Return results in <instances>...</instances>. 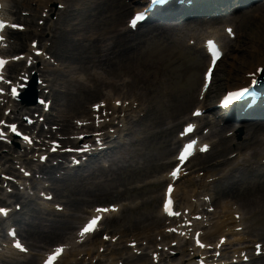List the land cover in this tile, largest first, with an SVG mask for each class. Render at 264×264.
<instances>
[{"label":"rangeland","instance_id":"1","mask_svg":"<svg viewBox=\"0 0 264 264\" xmlns=\"http://www.w3.org/2000/svg\"><path fill=\"white\" fill-rule=\"evenodd\" d=\"M75 3L74 1L73 4ZM117 4L118 0H106L103 5L97 8L98 21L91 28V31L99 36V46H103L109 37H112L114 28L123 24L129 14H121ZM250 16L251 14L232 17L229 21L231 23H236V29L240 33L239 35L250 31L249 29L253 25ZM261 28L264 29V24L260 25L254 32L256 34V36H253L255 39L262 37ZM153 33L150 27L142 28L137 34L138 38L136 42L132 44L127 43V45L125 42H122L120 44V49L128 48L130 55L126 58L120 56L118 59L112 61L109 65L112 69L110 72L102 67V64L99 68L96 67V65L91 66V68L98 70V72L108 80L121 82L135 78L136 83V80L138 82V77L136 78L134 74H132V69L141 80L138 87L145 103L146 112L143 113L138 123V129L143 140L140 143L141 155L135 157L134 163H144L142 154L147 155L152 163H147L144 168L145 170L138 171V175H132L127 181L128 184L123 183L125 186H130V188L138 184L143 186L142 189L138 187V190L134 193L129 192L130 196L128 197L130 200L137 203H146L140 208V211L129 216L131 221L137 218L139 219L140 215H142V217L144 215L149 216L151 215L150 213L153 215L155 211L157 212L158 204L155 208V204L151 203V199L159 195V190L161 189L157 188L158 186H147L146 181L161 170L160 168L157 170L156 166L163 162L166 156L172 155V151L170 153H167V151L168 149L172 150L174 148L173 146L168 148L167 145L170 144L171 139L174 138L175 133L179 129V119L186 116L193 107L192 104H189V100L198 93L203 70L200 57L195 49L194 51L190 50L183 41H177V43H175L169 35L155 37L156 33ZM159 33L161 32L159 31ZM249 37H251V35ZM252 46H247V48L251 50ZM237 52L238 51H233L230 53L229 58H227L228 63H226V60L224 61L218 75V80L223 78L227 73L229 64H234L233 57L237 58L236 64L234 65L235 68L244 64L242 62L250 61L247 56H245L247 55L245 52ZM71 67L74 69L75 75H80L82 73L76 64H71ZM239 69L243 71L246 67L242 66ZM224 86V82L220 80L217 82L215 90L221 87L224 88ZM64 97L65 96L62 95L60 98ZM68 97L71 98L72 101L68 104V107L65 108L66 113H76L74 111L75 108L79 110V107H88L89 105L82 99L84 94L79 95L73 93V95ZM68 97H65V99L68 100ZM211 158L212 157L197 158L192 164L199 167L201 169L200 172L207 175V169L203 167V164L208 162ZM240 173L242 177L248 176L242 171H238L234 176L238 178ZM228 182L229 181H226V183ZM251 195L252 193H249L247 198ZM223 200H219L218 204H222ZM227 202L231 201L227 200ZM236 203L240 211L242 209L244 213L248 214L249 212L252 213V210L257 209V206H260L256 204L255 200L252 201V206L248 208L243 206L241 200L236 201ZM261 204L264 207L263 197ZM250 216L251 214L247 215V217ZM256 219H263L261 221L263 222L264 214L262 216H256ZM253 223L254 220L249 219L246 224L251 225ZM55 232V234H57L58 231ZM248 232L262 239L261 235L264 234V224L256 226V228H252V230L248 229ZM58 236L59 235H57V237ZM37 239H39V242H42L47 240V237L41 235V237Z\"/></svg>","mask_w":264,"mask_h":264},{"label":"bare ground","instance_id":"2","mask_svg":"<svg viewBox=\"0 0 264 264\" xmlns=\"http://www.w3.org/2000/svg\"><path fill=\"white\" fill-rule=\"evenodd\" d=\"M134 1H137V2H139L140 3V0H134ZM133 1V2H134ZM212 1H214V0H202V1H196V3H194L195 5L192 7V10H191V13H195V12H198L199 10H207L208 12H209V14H214V12H213V10L214 9H224L223 7H226V5H230V2H231V0H216V1H214L213 3H211ZM247 1L248 0H242V4H241V6L244 4V3H247ZM5 2V0H3V3ZM11 2L13 3V5L15 6V7H19V6H24L25 5V2H26V0H11ZM232 2H234V0H232ZM258 2H260V4L256 7V9L258 10V14L256 15V18L257 19H261V20H264V0H259ZM257 2V3H258ZM129 5H131V2H129L127 5H122V7L123 8H126L127 10L129 9ZM182 7V6H181ZM185 8V7H184ZM184 9H181V11H179L178 13L179 14H183V15H185V14H188V13H185L184 11H183ZM80 13L79 14H82V12H83V10H80L79 11ZM218 16H220V15H218ZM170 19V18H169ZM90 21V17L88 16L87 18H85L84 20H82V21H80L79 23L80 24H83V23H85V22H89ZM170 21H171V23H172V25L170 24V25H168V28H177V29H179L180 27H185V25H183V24H181V23H179V22H177L174 18H172V19H170ZM160 24V23H159ZM158 23L156 24V26H158L159 25ZM68 27L69 28H71V30L70 31H68L67 29H65V28H63V29H53V36H52V38L53 37H55V36H57L58 37V40L60 41L61 40V42L59 43V45H60V50L62 51V55L63 56H65V53H66V49H65V47H67V46H69L70 45V43H73V40L77 37V35H73L72 34V32H74V31H80L79 30V28H77V27H75V28H73L72 26H69V24H68ZM81 30H82V28H81ZM51 31H52V29H51ZM73 35V36H72ZM73 37V38H72ZM75 42H77V41H75ZM260 43H258V47L259 48H257L258 49V51H255V50H253L252 51V57H254V59L256 60L257 58H258V61H256L257 62V65H259V66H261L262 64H264V59L263 58H260V55H262L263 53H264V41H259ZM225 48H227V49H230V45H225ZM261 51H263V53L262 54H260V52ZM60 52V51H59ZM55 53H56V51H55ZM60 54H61V52H60ZM203 55H202V59L203 60H206L207 59V56L204 54V53H202ZM61 55V56H62ZM257 57V58H256ZM105 62H107V60H105L103 63H105ZM245 64V63H244ZM253 68L254 67H251L250 68V71H247V72H245L244 74L246 75V74H251V73H254V70H253ZM257 68V67H256ZM235 72V70H232L231 71V73H234ZM229 74H230V72L228 73V77L230 78V76H229ZM245 77H247V75L246 76H243L242 78H240L239 80H238V82H237V87H240L241 86V84H243V83H246L247 82V79L245 78ZM77 81V80H76ZM77 84H79V85H81L82 83H80L79 81H77ZM89 93V92H88ZM138 98H140V94H139V92H138ZM136 100V99H135ZM198 102V101H197ZM102 103H104V106L106 107L105 109H104V111H109V110H113V111H116V106H115V103H116V100H110L109 99V97H107L106 99H104V101L102 102ZM200 103V102H199ZM201 104V103H200ZM131 107L133 106V104H131L130 105ZM129 106V107H130ZM199 107V106H198ZM203 108H205V107H200L199 109H203ZM199 109H197V110H199ZM102 111V110H101ZM101 111L99 112V113H101ZM113 113H115V112H113ZM251 116V113H249V114H246L245 115V117L246 118H248L249 119V117ZM62 117V118H61ZM61 117H59V119H61L60 120V122L62 123V125L60 126V130H61V132H66V131H69V129H71L72 128V126L69 124V123H67V121L64 119V116H61ZM107 117H109V116H107ZM257 117H259V118H261V120H263L264 121V115H262V114H260V116H257ZM251 118V117H250ZM117 120V118H115V116H114V118H113V116L110 118V120H107L106 121V126H112L111 124H114V122ZM199 120H201V119H199ZM247 120V119H246ZM198 121V120H197ZM233 121H234V119L233 120H231L229 123L230 124H232L233 123ZM111 123V124H110ZM120 123H123V120H121V122ZM108 124V125H107ZM94 125V124H93ZM256 126H260L261 127V132L262 131H264V124L263 125H256ZM253 129V128H252ZM82 133H84L83 131H81L79 134H82ZM78 134V135H79ZM248 141V140H247ZM250 141H252V143H253V141H255V138H254V136H251V138H250ZM221 141H219V143H220ZM248 145V144H247ZM3 160V159H2ZM164 166V164H162V167ZM95 175H94V172L93 173H91V175L87 178V179H89V178H92V177H94ZM169 180H168V179ZM164 180L166 181V182H169V181H172L169 177H167V176H165V178H164ZM82 181V180H81ZM100 183H97V185H93V188L95 189V188H97L98 187V185H99ZM236 184H238V181L237 180H235V181H233L232 183H231V186H233V185H236ZM222 190L224 189V188H221ZM182 195H186V194H183L182 193ZM220 195V194H219ZM224 196H226V197H228V196H230V195H224ZM73 200H72V204H71V206L75 209L73 212L74 213H78V212H80L82 209H80V207L83 205V203L85 202V200L84 199H81V198H79V195H73ZM177 197V193L176 192H174V198H176ZM156 202V201H155ZM24 203H26V200H25V202ZM36 216V214H33V215H31L30 217L31 218H34ZM163 218L165 219V216L163 215V214H161L160 212H159V214H158V216H156V217H152V218H150V219H147V218H145L144 220H140V221H142L141 223H147L148 224V226H154V228H157L158 226H159V222L160 221H162L163 220ZM77 219V216L76 215H73V214H71L69 217H68V223H71L72 221H75ZM218 220H220V219H218ZM137 224V222L134 224V225H136ZM226 223L225 222H223V221H221L220 222V225H217V224H215L214 225V231H213V233H212V235L213 234H219V233H224L225 232V227H226ZM231 226H229V227H235V225H236V223H232L231 222V224H230ZM136 226H138V225H136ZM228 229H230V228H228ZM228 231V230H227ZM166 234L167 233H164L163 232V234H162V232H159V233H157V236L158 235H161V236H163V238H165V237H167L166 236ZM156 237V236H155ZM154 236H152V237H147V238H141V240H143V241H146L147 239H149V240H153V241H156ZM173 237V236H172ZM78 239H80V238H78ZM166 239V238H165ZM205 239H208V238H206L205 237ZM138 237H134V240H132V241H130V242H136V243H138ZM98 244H95L94 246H93V248L92 249H89L87 252H86V256H89V257H97L98 255H100V252L98 251V249L99 248H101L102 247V245H103V242L102 241H99V242H97ZM110 251V250H109ZM112 251H115V250H112ZM195 251V250H194ZM240 250H238V251H235L234 253L235 254H237L238 252H239ZM68 253H70V252H68ZM114 252L112 253V256H110V258H108V259H110V260H112V263L111 264H119L120 262H122V261H126L127 263H129L130 262V260H135V259H137V258H135V256H130V257H128V258H124V260H123V258H120L119 260H116V258H113L114 256ZM64 255H62V257H63ZM72 257H74V256H72ZM109 260V261H110ZM190 258L188 259V262H190ZM101 263V260H99V259H96V262H95V264H100ZM62 264H72V262H67L66 260H64L63 262H62ZM262 264H264V263H262Z\"/></svg>","mask_w":264,"mask_h":264},{"label":"snow or ice","instance_id":"3","mask_svg":"<svg viewBox=\"0 0 264 264\" xmlns=\"http://www.w3.org/2000/svg\"><path fill=\"white\" fill-rule=\"evenodd\" d=\"M153 2H155V0H153ZM137 21L139 20V17L136 18ZM133 26H135V21L133 23ZM9 27V25H5L2 21H0V31H2L3 29ZM12 28H17V25H11ZM22 30V29H20ZM229 33H231V30L229 29ZM35 47V45H34ZM37 55H40L39 52H37ZM0 63H4L3 61H0ZM13 95H15V91H13ZM239 95H243V93H240ZM116 106L120 107L121 104L119 101L116 102ZM96 111H99V107L96 108ZM194 115L199 116L200 113L196 112L194 113ZM10 130L16 134V135H20V133L17 131L16 126L15 125H10ZM193 131L192 127L189 126V128L187 129V133H191ZM4 135V133L0 132V138H2ZM24 140L28 143H31V140L25 136ZM195 148V142L193 143H189L187 145L184 146V148L181 150L180 154L178 155L177 159H178V166L173 169L171 171V177L173 178V180H176L179 178V173L181 168L184 166V164L187 162L188 158L190 157V155L192 154L193 149ZM53 151H55V149H53ZM201 152H207L208 148L207 146H204L200 149ZM41 162H43L44 160L47 159V157H41ZM24 175L28 176L30 175L27 171H24ZM173 192V188L170 185L168 187V197L169 199L166 200L165 205H164V211L168 214V215H173L174 213L170 210L171 207V194ZM48 199H52V197H48ZM211 210V209H210ZM57 211H62V209L57 208ZM97 213H107V212H116L118 211V209L116 208H98ZM7 215V211L5 209L0 208V216H6ZM195 219H200V217H195ZM237 219H239V217H237ZM101 217L100 216H96L95 218H92L90 221H88L84 227L80 230L79 232V236L80 237H85L89 234H93L96 230V226L100 223ZM170 231H174V230H170ZM237 231H240V229H237ZM13 235L14 234H10ZM197 236H199V234H197ZM105 241H109L111 238L109 236H104L103 237ZM82 242V241H81ZM115 242V241H112ZM197 246L199 248H204L205 245L203 243H200L199 239H197L196 241ZM225 243L224 240L220 241V245H223ZM13 247L16 248L17 250H19L21 253H24L27 251L26 248H24L21 243L16 242L13 244ZM131 247L135 248V245H131ZM260 248V245H257V249ZM101 251H103V249H101ZM64 252V248L63 247H58L54 250V252L44 261V264H56V261L62 256ZM259 254V253H258ZM217 255H219L217 253Z\"/></svg>","mask_w":264,"mask_h":264}]
</instances>
